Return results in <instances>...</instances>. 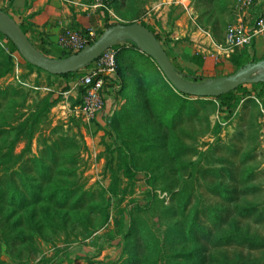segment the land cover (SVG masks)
Returning a JSON list of instances; mask_svg holds the SVG:
<instances>
[{
    "label": "rangeland",
    "instance_id": "obj_1",
    "mask_svg": "<svg viewBox=\"0 0 264 264\" xmlns=\"http://www.w3.org/2000/svg\"><path fill=\"white\" fill-rule=\"evenodd\" d=\"M55 1L67 10L59 36L92 32L93 43L106 19L155 27L191 82L234 73L232 59H264V0ZM32 2L0 9L19 23L15 5ZM239 24L250 41L230 47ZM207 31L227 57L194 71L181 51L200 55ZM109 49L121 74L86 120L80 79L97 61L65 81L0 38V264H264V84L247 85L228 112L179 94L134 42Z\"/></svg>",
    "mask_w": 264,
    "mask_h": 264
},
{
    "label": "water",
    "instance_id": "obj_2",
    "mask_svg": "<svg viewBox=\"0 0 264 264\" xmlns=\"http://www.w3.org/2000/svg\"><path fill=\"white\" fill-rule=\"evenodd\" d=\"M0 33L6 37L30 65L52 75L75 73L95 62L102 53L120 40L134 42L159 67L167 81L180 93L195 97H218L245 84L257 83L255 77L264 70V59L239 67L234 73L216 77L207 82H191L183 79L176 71L166 51L155 34L141 23L116 24L105 29L91 44L85 45L71 55L52 59L43 55L30 42L6 12L0 9Z\"/></svg>",
    "mask_w": 264,
    "mask_h": 264
},
{
    "label": "built area",
    "instance_id": "obj_3",
    "mask_svg": "<svg viewBox=\"0 0 264 264\" xmlns=\"http://www.w3.org/2000/svg\"><path fill=\"white\" fill-rule=\"evenodd\" d=\"M258 24L262 26L261 22ZM92 36V32L86 35L65 29L64 33L59 37L58 45L75 53L89 44ZM249 41L250 32L248 33L241 24L233 26L228 30L226 36V44L228 46H243ZM96 61L97 67L80 79L81 84L85 88V93L82 103L78 108V113L86 120L93 118L103 109L105 81L101 74L105 71H108L109 74H113L112 72H114L115 69L113 54L110 52L109 48L106 49Z\"/></svg>",
    "mask_w": 264,
    "mask_h": 264
},
{
    "label": "trees",
    "instance_id": "obj_4",
    "mask_svg": "<svg viewBox=\"0 0 264 264\" xmlns=\"http://www.w3.org/2000/svg\"><path fill=\"white\" fill-rule=\"evenodd\" d=\"M105 21H106L105 22L106 23V28H110L112 25H109L107 23V19ZM18 24L20 26V29L28 37V39L30 40V42L32 43V45L38 51H40L43 55H45V56H47L49 58L52 57L53 59H60V58H65V57H67V56H69V55H71L73 53L71 50L62 48V47L58 46L57 44L48 43L46 41V39L43 37V33L40 32V31H38L37 29H35L33 27L32 23H30L28 19H22ZM141 24L144 25L149 30H151L155 34L157 40L160 42L161 36L157 32H155L154 29L151 26L146 25L144 23H141ZM0 38L6 39V46H7V49L9 51H11V52L12 51H17V48L14 47V45L6 37H4L1 33H0ZM91 43L92 42L90 41L89 44H91ZM167 55L170 58V56H169L168 53H167ZM146 56L148 58H150L148 55H146ZM115 59L117 60V57ZM170 60H171L172 64L174 65V67H175L176 71L178 72V74L183 79H185L187 81H193V80H189V79L186 78V77H188V75H185L182 72H180L179 69H181V68H180V66L174 60H172L171 58H170ZM192 60L195 61L198 65H201L202 64V59L198 55L197 56H193L192 57ZM232 61H233V63L235 65H238V68L241 67V64H239L235 59H232ZM116 63H118V62H116ZM28 65L30 67H34V66L30 65L29 63H28ZM88 66H90V65H88ZM118 66H120V65H117V68H116L117 70L114 71L113 74H109L108 75L109 76V79H110V82L109 83H105L104 91H107L108 92L114 86L113 85V82H114L115 76L116 77L117 76H120L121 72H120V69H119L120 67H118ZM37 69H39V68H37ZM39 70H41V69H39ZM79 73H80V71L75 72V73H68V74H64V75H59L58 77H61L62 79H64L65 81H67V80H69L71 78L77 77L79 75ZM194 79H196V78H194ZM256 84H264V81L259 80L257 83L241 85V86L237 87L235 90H233L231 92H228L226 94H222V95H220L218 97H196V98H208V99H211V100H216V101L219 102V106H220V108L222 110H226V111L230 112V110L233 107V104L235 103V101L237 100V98L239 96L245 95L248 92L247 91V85L254 86ZM177 92H179V91L177 90ZM179 94H181V95H183L185 97H195V96H189V95H186V94H182L180 92H179ZM121 161H122L123 168H125V170L127 171L126 173L129 172L128 175L130 174V176H131L132 169L130 168V165H129L130 163H129L127 157L122 158ZM111 188L114 191L115 183H112Z\"/></svg>",
    "mask_w": 264,
    "mask_h": 264
},
{
    "label": "crops",
    "instance_id": "obj_5",
    "mask_svg": "<svg viewBox=\"0 0 264 264\" xmlns=\"http://www.w3.org/2000/svg\"><path fill=\"white\" fill-rule=\"evenodd\" d=\"M25 0H16V2H23ZM20 12H22V19H28L30 23H32L33 27L38 31L43 33V37L46 39L48 43L57 44L59 41L58 32L59 29L55 26L56 23L60 24V18L65 16L66 8L62 3H58L55 0H33L32 5H27V9H24V5H15ZM62 20V19H61ZM153 29L155 27L152 26ZM177 38V37H175ZM219 41V38H216L215 35H212L210 31L206 32V36L201 38V43L203 46L201 47V51L198 50L197 54L202 59L201 66L204 67L210 61L217 60L218 62H224L227 57L225 49L223 48L222 42ZM206 47V48H205ZM189 50L191 53H189ZM189 54L187 65L189 69L196 70L198 65L195 61L192 60V57L195 56L196 52L193 47L184 48V51ZM180 54V55H179ZM177 54L180 58H182V53ZM176 58V63L182 68V65L179 61V57ZM216 64V63H215Z\"/></svg>",
    "mask_w": 264,
    "mask_h": 264
}]
</instances>
